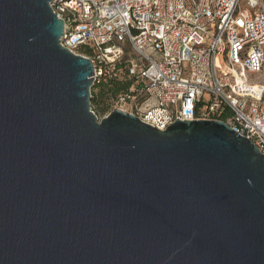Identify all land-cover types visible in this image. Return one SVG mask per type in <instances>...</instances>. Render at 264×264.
I'll use <instances>...</instances> for the list:
<instances>
[{"label":"water","instance_id":"obj_1","mask_svg":"<svg viewBox=\"0 0 264 264\" xmlns=\"http://www.w3.org/2000/svg\"><path fill=\"white\" fill-rule=\"evenodd\" d=\"M53 0H0V264H264V155L219 120L91 109Z\"/></svg>","mask_w":264,"mask_h":264},{"label":"built area","instance_id":"obj_2","mask_svg":"<svg viewBox=\"0 0 264 264\" xmlns=\"http://www.w3.org/2000/svg\"><path fill=\"white\" fill-rule=\"evenodd\" d=\"M50 6L63 21L62 47L91 60L93 85L108 76L134 80L103 117L119 109L159 131L175 121L219 120L264 155V0ZM130 52L135 58L125 59Z\"/></svg>","mask_w":264,"mask_h":264},{"label":"trees","instance_id":"obj_3","mask_svg":"<svg viewBox=\"0 0 264 264\" xmlns=\"http://www.w3.org/2000/svg\"><path fill=\"white\" fill-rule=\"evenodd\" d=\"M80 52L83 53V50H80ZM122 76L123 77L121 78L114 76L104 77L99 83L93 85L90 101L92 110L96 116L98 113L94 110V107L101 108L104 101H106L107 103L105 105L107 109L109 102L116 98L118 94L131 91L132 85H134V80L127 79L124 75ZM224 116H227V114L223 115V119L221 120H224Z\"/></svg>","mask_w":264,"mask_h":264},{"label":"rangeland","instance_id":"obj_4","mask_svg":"<svg viewBox=\"0 0 264 264\" xmlns=\"http://www.w3.org/2000/svg\"><path fill=\"white\" fill-rule=\"evenodd\" d=\"M242 6H244V2H242ZM135 58V55L132 54L131 52L125 57V59H129V58ZM262 83H264V74L262 76ZM93 88V87H92ZM92 88H91V91H92ZM143 100V97H140V99L138 100V102L142 101ZM107 102L104 101V104L101 106V108H97V107H94V110L97 111V117L100 119L102 118L105 113H106V104ZM262 107H263V110H264V97H263V100H262ZM91 109H92V106H91ZM93 111V110H92Z\"/></svg>","mask_w":264,"mask_h":264}]
</instances>
